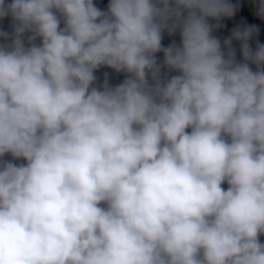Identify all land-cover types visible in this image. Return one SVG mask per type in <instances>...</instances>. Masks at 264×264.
I'll return each instance as SVG.
<instances>
[{
	"label": "clouds",
	"instance_id": "obj_1",
	"mask_svg": "<svg viewBox=\"0 0 264 264\" xmlns=\"http://www.w3.org/2000/svg\"><path fill=\"white\" fill-rule=\"evenodd\" d=\"M238 8L0 0V264H264V44L214 35Z\"/></svg>",
	"mask_w": 264,
	"mask_h": 264
}]
</instances>
